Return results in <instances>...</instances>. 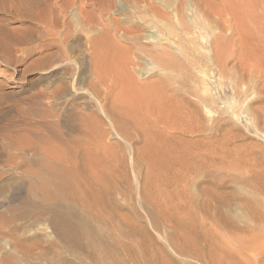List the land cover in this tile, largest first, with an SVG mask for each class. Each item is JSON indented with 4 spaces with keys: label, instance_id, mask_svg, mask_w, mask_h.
I'll list each match as a JSON object with an SVG mask.
<instances>
[{
    "label": "rangeland",
    "instance_id": "374dc122",
    "mask_svg": "<svg viewBox=\"0 0 264 264\" xmlns=\"http://www.w3.org/2000/svg\"><path fill=\"white\" fill-rule=\"evenodd\" d=\"M6 1L20 14L28 7ZM193 2L198 27L175 43L178 62L149 70L142 53L117 72L124 53L112 49L104 83L93 76L85 30L80 42L65 40L69 63L53 70L44 25L0 14L33 37L15 52L23 60H0V264H264V0ZM43 185L81 190L92 207L90 248L12 250L13 236L25 245L41 238L34 234L53 239L47 217L23 219L16 233L6 227L12 205Z\"/></svg>",
    "mask_w": 264,
    "mask_h": 264
},
{
    "label": "bare ground",
    "instance_id": "6f19581e",
    "mask_svg": "<svg viewBox=\"0 0 264 264\" xmlns=\"http://www.w3.org/2000/svg\"><path fill=\"white\" fill-rule=\"evenodd\" d=\"M4 1L6 0H0V14L8 13L13 16L15 15L19 18L29 17L30 19H36L38 22H40L39 24L42 23V25H44V27L47 29V31L45 32L49 36V37L46 36L48 37L49 40L47 44L50 47H54L55 50L50 52L49 54H46L44 61L46 62V64H53L51 67V69L53 70L58 69L61 66H64L69 63V61H67V46L64 43L65 40L72 35L75 36V39L72 38L73 40L79 41L83 38L82 34H84L81 31L85 30V36H86L85 38L87 39L86 42L88 44L87 48L89 50L92 59L90 61L92 67L91 69L93 70V76L95 78V81L96 80L100 81V83L101 81L102 83H104L103 81L107 76L104 70V63H105L104 60L107 59H103L104 55H106L105 52L114 49V51L117 50L121 53L123 52L124 56L126 54L125 57L123 56L121 59H119V65L117 64V66L120 67L115 68L116 71L119 68L123 71L127 70L128 64L130 63L134 64V61L132 60L130 55L146 54L147 56H149V58L152 59V62L150 63L151 64L150 68H148L149 70L153 69L154 67L172 65L174 62H178L180 60L178 52L181 51L180 50L181 47L180 48L177 47L175 43L180 42L178 40L182 36V31H189L193 33L197 30L198 27L197 23L193 20V14L195 12L193 9L195 8L194 6L195 3L193 2V0H54L52 2H49L48 0H44L45 6L43 4L44 2L43 0H20L21 3L25 1L28 5L27 9L22 11L21 14L18 13L17 10L11 9V7L7 5V3L4 4ZM199 1L200 3L201 1L202 3H205L206 0H199ZM219 13L221 14L220 11ZM220 14L217 15L222 20L223 15ZM31 33L32 32L26 30L23 34L19 35L16 34V30L14 28L8 27L7 23L4 22L0 23V60L3 61L5 64H12L19 60H23V55L21 53L15 54V52L17 50H23V51L29 50V46L20 47V45L24 43H28L30 39L33 38L31 37L32 36ZM36 34L38 35V30ZM143 40L152 42L155 47L151 50H146L141 42ZM120 42L122 44H120ZM172 42L174 44H172ZM31 46L30 48L32 49L33 46L32 47ZM170 48L175 52L169 51L168 49ZM115 55H113V57ZM207 55H206V62L209 63L213 58L211 55H209V53H207ZM110 57L108 58L107 55L108 60L110 59ZM116 57L117 56H115L114 58L117 59ZM117 61L116 63H118ZM148 65L149 63L145 61L144 67L142 69L145 70V68L148 67ZM28 69L29 67L25 69V71ZM119 73L121 72L119 71ZM126 73L129 72L127 71ZM204 75L205 74L202 75L203 80H206L207 77L206 75L205 76ZM119 79L122 78L119 77ZM124 80L125 79H123V81ZM92 83L93 82H91V84ZM159 86L162 89L164 88V84L162 81H160ZM204 90L205 91L209 90L208 82H205ZM57 91H58V86H55L51 89L50 94L55 95ZM63 145L65 146V144ZM79 145L81 146V144ZM28 146L24 147L23 149L21 148L22 151L21 150L20 151L23 155L29 153L27 151ZM188 167L189 166H187L186 168ZM177 180H182V178ZM175 181H176V177H175ZM179 182H174V184L176 183V185H178ZM75 184L73 185L75 186ZM179 185H181V183ZM53 187L54 186H52V188ZM31 188L33 187L31 186ZM77 188L78 187H76V191L78 190ZM56 189L54 191L49 187L43 185V187L40 189L39 193L37 194V198L35 197L34 199V196L32 195L33 199H28L26 201L23 200V202L21 203V207H17L16 205H15L16 207L14 205H12L13 207H11L10 205L11 208L9 207L10 208L9 211L12 213L13 216L9 218V223L6 226L7 229H9V231L15 233L19 232L20 230L19 224L23 223L22 221L23 219H25V221L26 219H34L38 221L39 218L47 217L48 219L47 221L49 224L47 227L49 228L50 233L53 234L52 235L53 239H50L49 241L45 240L44 238H43L44 240L43 239L40 240L42 236L40 234H34L33 238H37V237L39 238L41 237V238L38 239L37 242L29 243L27 245L21 244L23 239L21 240L17 236L14 238L13 236L12 239H14L15 241L10 239L12 240V242L14 241L15 246L12 244L13 251H15L16 249L17 251H19L20 254L26 253L28 255L34 253L36 250H39L41 253L45 254L47 250L48 251L54 250L56 249V247L59 248L60 246L66 250L71 248H75L78 250H82L84 248L86 249V247L90 248L89 246H86L84 242V237L88 236L86 234L87 223L84 224V217L85 214H87V212L91 211L92 209V207H90V203L86 200L85 197L79 195L80 194L79 192L81 190L77 191V193H79L78 194L79 196H77L76 192H75L76 194H74L71 191H62V190L57 191ZM35 193L36 192H34V194ZM24 230L25 229H23V232ZM6 240L8 241L9 239ZM10 240L8 241L9 243L11 242ZM32 255H30V257ZM5 261L8 263V260L5 259ZM60 262H69V261H60ZM46 263L59 264L58 261H46Z\"/></svg>",
    "mask_w": 264,
    "mask_h": 264
}]
</instances>
